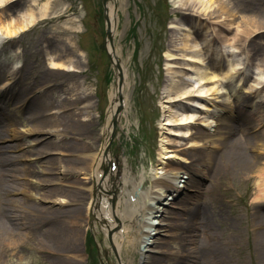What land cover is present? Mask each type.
<instances>
[{"label": "rangeland", "instance_id": "rangeland-1", "mask_svg": "<svg viewBox=\"0 0 264 264\" xmlns=\"http://www.w3.org/2000/svg\"><path fill=\"white\" fill-rule=\"evenodd\" d=\"M43 1L37 0L32 4L36 8L37 4H42ZM112 1L116 5L120 20L116 36H111V38L121 51L120 53L129 72V83L126 87L128 107L126 112L121 115V120L115 123V128L112 131L111 146L114 154V176L110 181L107 180L105 182L106 185H111L112 181L118 184L117 187H111L112 191H116L114 194H117L121 188L123 189L126 174L132 178L133 183L128 184L131 188L140 179V175L143 174L145 178L143 191L148 189L147 180L149 178L147 177L151 178L152 173L149 169L141 172L142 163H145L149 157L152 158L154 166L158 163L156 152L159 148L162 132L170 140L169 142L166 139V143L181 141L182 134L173 131L176 128L174 124L169 123L168 126L162 128L161 123L164 113L162 109H167L166 106L181 104L201 106L197 104L198 98L194 96V93H186L183 97L168 100L165 97L167 93L163 89L167 81L176 85L174 82L177 80L181 82L188 80V83L192 84L197 78V75L186 76L191 74L187 64L193 63L186 56L189 50L185 49L184 55H179L176 59H169L166 55L167 49L171 48V40L169 39L172 33V29H170L172 21L174 18L184 16L187 10L178 9L174 6L172 0ZM241 1L245 5V9L239 15L228 14L225 18L217 19L212 17L213 15L208 18L206 15L204 17L203 14L197 13V19L189 22L193 26L189 39L200 43L198 49L202 54V58L205 59L204 63L208 64L212 69H216V72H221L222 68H224L223 64H228L230 61L238 63L235 65L236 69L231 75L217 78L214 84L216 93L206 96V103L210 106V109L202 107V109L207 110L203 112L196 107L198 113L206 116L208 123H211V125L207 124L200 127L197 122H192L190 127L192 126L193 129L199 128L205 131L213 129L214 121L209 116L211 114L215 115L213 113L221 105L234 104L233 106L237 113L241 111V109L236 108L238 101L244 104L241 107V113L250 114L259 106V102L261 105V101L264 99V87L262 89L258 88L264 81V34L257 33L252 26L247 31L243 30L245 21L241 15L250 16L256 11L253 10L251 13L247 10L246 4L250 0ZM30 2L31 0H14L7 4L6 8L15 14L18 13L21 7H29ZM53 3L49 17L32 25L16 36L15 39L6 43L0 42V67L10 70L4 79H0V83L6 78L12 77L10 88L5 89V87L2 89L0 85V104L10 103L11 108H15L22 105L21 103L25 101L29 93L32 94L41 90L44 92L40 94L39 100L36 101L39 109L45 111L52 107L47 112H58L60 108L58 106L63 102L70 103L79 98V100L77 99L78 102L75 101L76 103L69 105L71 109L65 113L75 110V117L87 120V124H81L80 129L70 128V131L72 132V139L75 141L73 146L76 149L86 150L88 149L87 147L91 146L90 143H94V146L87 150L90 152L94 150L95 145L99 147L103 141L101 137L102 129L106 121V112L111 100L110 94L114 88L115 77L119 67L109 56L106 48L108 34L105 18L106 8L103 0H53ZM57 11H62L60 16H56L58 14ZM257 12L264 13L263 10ZM223 21L225 23L228 22L229 25L225 26V24H222ZM179 32L182 33L181 31ZM47 35L54 43L52 49L48 50L51 52V57H57L60 54L66 63L65 68L68 67L67 63L70 59L73 71L60 73L56 69L48 67L50 59H48L47 44L43 41ZM15 44L19 49L18 52L24 50V55L21 52L20 55L14 54L13 45ZM15 57L21 61L22 66L17 67L14 64L15 66L12 67V63L16 60L14 59ZM31 65L34 66L31 69L33 76L29 78L31 82L27 87L23 83L25 81L21 79L28 80L27 78L30 75L27 74L25 78L21 67L25 70ZM173 70L177 71V73H173ZM172 76L174 80H172ZM14 80L15 82H13ZM205 85L211 86L213 83ZM171 92L174 93V88ZM71 93L73 94L70 95ZM255 93L258 97L251 98V95ZM72 97L77 98L70 100ZM63 99L66 101H63ZM213 101L216 103H213ZM32 112H34L32 108H24L20 115H15L13 126L20 131L29 128V123H24V120L32 115ZM51 114V117L55 116V114ZM62 114V112H58L56 116ZM224 116L225 120H230L228 127L231 128L237 125L235 121L227 118V114H224ZM218 125L221 126V123L218 122ZM224 129L227 130V127ZM253 129L251 128L249 132H254ZM241 134L240 132L235 133L237 136ZM55 139L58 138L56 137ZM59 139H61V135ZM17 141L25 142L24 139H17ZM52 149L51 154H47L45 159H38L36 155H30L33 153H30L27 144L18 152L21 155L29 154L28 158H36L35 160H21L18 163L25 168L21 170V173L26 176L23 186L29 192L28 197H25L28 203H36V196L46 192L45 194L48 196L65 198L63 199L64 202L51 205V208L48 207V204H51L49 202L36 203V207L32 206L34 208L32 212L24 208L14 209L18 216L21 217L20 220H17L18 222H23L26 226L33 227V229L30 228L33 235L28 244L10 250L9 253L14 254L13 258L18 259V264H72L70 258L65 256L67 255L65 245H62V250H60V247L54 246L56 243L53 240L50 239V244L46 243L47 237L40 236V232L34 229L41 222L43 229L61 225V229L56 227L55 231L60 230L64 233L62 230H65L70 215L62 214L65 212L62 209L71 207L79 208L81 211L78 229L80 237L79 250L83 259L78 264H119L120 258L110 247L109 241L107 247H109V250L111 249L110 251L103 247L92 229V224L90 225V222L85 219V206L82 202L83 198L88 200V195L85 190L82 193L81 187L90 182L92 179L91 175H88L87 171H83L84 169L76 170L70 165L62 167L61 165L63 164H59V160L64 163L65 159L72 158L75 155L59 154L57 148L56 150L55 147ZM196 151L197 149L191 150V153H189L190 159L196 156L194 155ZM67 153L73 154V152L69 151ZM47 158L51 159L47 160ZM42 160L44 162H41ZM175 161L177 162V160ZM185 163L182 162V164ZM80 164L76 165L81 166ZM40 168L49 171L42 173ZM56 168L69 170L64 172L67 175H64L62 179L60 174L55 173L54 169ZM108 169L109 166L107 165L100 167L103 174H107ZM246 173L244 171L236 175H230L229 172L222 171L221 176L218 177L197 176L201 180V185L199 186V192L196 191L194 198L201 196V198L205 199L208 195L205 189L209 187L211 188L209 194L216 199L217 213L215 214L218 215H216L215 233L214 236L212 235L209 245L213 247L218 241L225 243L227 253L234 255L238 264H261L257 253L254 251L253 244V237H257L261 230L255 222L254 204L258 194V190H256L257 177L248 176ZM45 178L54 179V181L47 182L45 186L37 185L39 180ZM57 193L60 195H57ZM103 194H110L109 189L106 188ZM181 194L176 196L177 198L173 201L178 204L182 203L183 197L180 198ZM12 196L18 197L17 194ZM111 198H114V196ZM195 201L196 199L188 200L186 206L190 210L195 208ZM42 207L48 209V214L40 216L39 209ZM60 210L63 212L58 216V212H61ZM173 211L175 212L174 214H177L176 216L183 215L187 218L186 227L182 228L176 224V219L170 217L174 225L170 229L173 235L167 238L169 240L168 249L161 253L153 252L152 255L165 258L168 260L167 264H194L193 259H191L192 255L196 253V250L201 252L200 247L205 243L203 235L206 229L202 227L204 224L200 223L199 215L193 216V213L188 212L189 209L184 210L176 207ZM187 231L189 234L194 233L192 240L187 234L183 235L182 232L187 233ZM86 232L88 233V238H90L91 234L96 239L100 261L95 257L96 248L94 241L90 240L91 250L90 248L87 249L89 255L84 252L83 238ZM10 235L15 237L14 232H11ZM88 238L87 241L89 240ZM42 242H45V244ZM90 243L88 241L89 246ZM85 245H87V242H85ZM128 246V249L123 253L126 263L141 264L140 244L135 243ZM175 246L186 251L184 253L178 252L181 250ZM189 247H191L190 250H188ZM49 248L57 250L54 252ZM184 254L188 257L186 262H184ZM235 259H231L230 264H235Z\"/></svg>", "mask_w": 264, "mask_h": 264}, {"label": "bare ground", "instance_id": "bare-ground-1", "mask_svg": "<svg viewBox=\"0 0 264 264\" xmlns=\"http://www.w3.org/2000/svg\"><path fill=\"white\" fill-rule=\"evenodd\" d=\"M12 1L14 0H0V37L3 38L18 36L40 20L49 17L51 5L54 4L53 0H44L42 4H37L35 8L33 4L37 0H31L29 3L31 7H21L18 13L14 14V12L6 8L7 4ZM172 2L178 9L187 10L190 17L182 16L173 19L170 26L172 33L169 39L171 40V48L167 49L166 55L169 59H176L178 58L177 56L184 55V52L189 50L186 56H188L193 63L187 64L191 74L186 76L192 77L197 75V78L192 84L188 83V80L182 82L177 80L174 82L176 85L167 81L163 86L164 92L167 93L165 97L170 100L183 97L186 93H194V96L198 98L196 101L197 104L205 109H210V106L206 103V96L216 93V86L214 84L217 78L219 76L228 77L231 75L236 69L235 65L238 63L230 61L228 64H223L224 68H222L221 72H216V69H212L208 64L204 63L205 59L202 58V54L198 49L200 43L195 40L190 41L189 39L191 28L193 27L189 22L197 19V13L203 14L204 17L206 15L208 18H211L213 15L212 17H216L217 19L221 17L225 18L228 14L236 16V14L239 15L240 12L245 9V5L242 4L241 0H172ZM106 5L110 33L112 36H116L120 15L113 1L109 0ZM246 5L249 12L252 13L253 10L256 12H253L250 16L241 15L244 17L245 21V28L243 30L247 31L252 26L254 27V31L264 34V13L260 12L262 13L260 14L257 12L264 11V0H250ZM60 13H62V11L58 12L56 16H60ZM222 24H225V26L227 24L229 25L228 22L225 23L224 21ZM43 41L47 44L48 59H50L48 67L56 69L57 72L65 73L66 63L62 56L58 54L57 57H51V52L48 51L50 48L52 49V45H54L52 40L47 35L46 38L44 37ZM107 49L114 63H117L119 67L115 77V85L110 94L111 100L106 112V121L102 129L101 137L103 141L99 147L95 145L92 152H88L87 149H76L73 146L75 145V141L72 139L73 136H71L72 132L70 128H75L76 130L80 129L81 124H87L86 119L74 116L76 115L75 110L69 113L64 112L59 116L55 115L48 117L45 113L52 109V107L45 111H41L38 104H36V101L39 100L38 98L41 95H30L27 97L25 106L30 109L32 108L34 112L24 120V123H29L30 127L21 132L17 130L16 127H13V120L16 118L15 115H20L26 107L21 105L11 108L10 103H3V107L0 106V264H18V259H14V254L9 253V251L21 245L28 244L33 235L31 230H26V228L33 229V227L26 226L23 222H18L17 220H20L21 217L18 216L17 219L14 209L24 208L32 212L34 210L32 206L36 207V203L49 202L51 204H48V207L51 208V205L59 202L62 203L64 202L63 199H65L48 196L45 192L40 196H36V203H28L27 200L21 196L15 198L11 196V194L14 193L25 195L28 192L23 186L25 181L20 179L25 178L23 176L24 173H21V170L25 168L17 164L22 157L29 156V154L21 155L18 153L25 144H29V151L33 153L30 155H36L38 159H45L47 154H51L53 147H55V150L57 148L59 154L75 155L72 158L65 159L64 163H62L61 160L58 162L59 164H63L61 165L62 167L70 165L76 170L84 169L83 171H87L88 175H91L92 179L90 182L81 187L82 193L85 190L88 195V200L83 198L82 202L85 206V219L90 222V225H97L105 235L112 233L111 247L120 258L119 264L128 263H126L123 258V253L128 249L129 244L134 245L138 241L142 243V250L140 252L141 264H167L168 260L161 256L152 255V253H161L168 249L167 245L169 240L166 237L173 235L170 229L171 226L174 225L170 217L176 219V224L180 225L182 228L186 227L187 218L183 215L176 216L177 214H174L173 208L176 206L184 210L189 209L188 212L193 213V216L199 215V221H201V224H204L202 227L206 229L203 235L205 243L200 247L201 252L196 250V253L192 255L191 259H193V263L230 264L231 259L234 260L235 257L227 253L226 246L223 242L218 241L213 247L209 245L212 235L214 236L215 233L216 215H218L215 214L217 213L215 206L216 199L209 194L211 192V188L209 187L205 189V192L208 194L206 197L207 199H203L201 196L199 198H194L196 191L199 192V186L201 185V180L198 179L197 176L218 177L221 176L222 171H227L230 175H236L245 171L248 176L257 177L256 190H258V194L254 204L255 222L259 225L258 227L259 229L261 228V230L257 237H253V244L259 262L264 264V228H262V225L264 227V99L261 101V105L259 102V106L250 114L241 113V107L244 104L238 101L236 108L241 109V111L237 113L235 112L234 104H225L221 105L220 108L217 107L219 109L213 113L215 115L211 114L209 116V118L211 117V120L214 121V128L210 131L199 128L193 129L192 126L190 127L192 122H197L199 126L211 125V123H208L209 121L206 116H202L198 113L196 106H190V104L189 106L188 104L166 106L167 109H162L164 112L161 123L162 128L168 126L169 123L174 124L176 128L173 129V131L182 134L181 137L183 139L181 138V141L177 140V143H166V139L169 142L170 140L166 135H163L164 132H162L159 148L156 152L158 163L155 166L151 163L148 168L152 173V177L148 183L149 191L141 194L136 189H133L132 192L126 193V184L130 180V176L126 174L123 183L125 188L119 191L117 195L118 198L115 201L116 203L114 202L112 204L109 198L100 197L99 194L102 190L104 191V188H107L105 181L108 178L110 181L109 176L113 175L112 170L111 173L106 176L107 178H103L100 174V167L108 164V161L111 160V155L109 153L107 154V143L111 137L115 123L121 120V115L125 113L128 107L126 87L129 83V72L124 58L120 53L121 51L114 40H107ZM68 61L67 68L71 71L73 68H71L70 59ZM15 65H17V63H15ZM33 67L34 66L31 65L25 70L21 69L25 78L27 74L30 75V77L27 78L28 80L20 78L25 81L23 83H25L27 87L31 82L29 78L33 76V74H31L33 73L31 71ZM8 72H10V70L0 67V79H4ZM173 73H177V71L173 70ZM6 79L7 80H4V82L1 81V88L11 80L10 77ZM172 80H174V77ZM208 83H213V85H205ZM173 88L174 93L171 92ZM72 94L73 93L70 95ZM74 98L75 97H72L70 100H74ZM77 99L79 100V98ZM77 99L70 103L63 102L58 106L60 107V111L62 108L64 110L69 109V105L78 102ZM63 101L66 100L63 99ZM233 102L235 103V101ZM213 103L216 102L213 101ZM201 107H199V110L202 109ZM202 111L204 112L207 110L202 109ZM224 114H227V118L235 121L237 125L231 128L228 127L230 120H225L223 118L225 117ZM218 122L221 123V126L218 125ZM226 127L227 130L224 129ZM251 128L254 131L258 128L262 130H260L259 133H250L249 131ZM236 132L242 134L237 136L235 135ZM60 135L61 139H59ZM56 137L58 139H55ZM19 138L25 139V142H16L15 139ZM90 145L91 146L87 147L88 149L94 146V143H90ZM192 149H197V151L194 153L196 156L190 159L189 153H191ZM67 151L73 152V154H69ZM11 152H14V154ZM49 159L51 158H47V160ZM175 160H177V162ZM181 161L186 163L182 164ZM41 162L44 161L42 160ZM79 163H81V166L76 165ZM40 169L42 173H47L49 171L43 168ZM54 170L55 173L60 174L63 179L64 175H67L64 172L69 169L56 168ZM10 179L11 181L9 182ZM50 181H54V179L50 180L49 178H45L41 179L38 183L45 186V184H47V182L50 183ZM52 189L55 191L54 188ZM109 190L111 191V189ZM177 194H181L180 198L183 197L182 200L180 199L182 201L180 204L173 201ZM57 195L60 194L57 193ZM185 197L186 199H184ZM148 199L151 200V203H148ZM194 199H196L195 208L190 210V208L186 206V203L188 200ZM144 206L147 207V210H144ZM62 210H65V212L62 213ZM62 210L58 212V216L60 213H66L68 216L70 215L65 230H62L64 233L60 230L55 231L56 227H60L61 229V225H54L43 229L41 222L38 223L34 229L39 230L40 236L47 237L46 243L50 244L49 241L51 239L56 243L55 245L53 243V245L58 248L65 245V251L67 252L65 256L70 258L72 264H78V262L83 259L82 253L79 250L80 237L78 229L81 211L79 208L71 207ZM146 211H151V213L154 214L153 221L152 218H150L153 224H147L146 221L143 222ZM39 214L40 216L48 214V209L45 207L40 208ZM135 223L140 225L139 232L131 236L129 229H132ZM256 224L255 226H257ZM142 227L144 229H149L150 227L152 231H141ZM11 232H14L15 237L10 235ZM182 233L183 235L187 234L191 240L194 236V233L189 234L188 231L187 233ZM42 243L45 244V242ZM175 247L177 248L178 246ZM191 247H189L188 250H190ZM49 249L54 252L57 250L53 248ZM60 250H62V248ZM179 250L181 251L178 252L181 253L186 251L182 250V248ZM184 258V262H186L188 258L186 254H184ZM234 263L238 264L236 259Z\"/></svg>", "mask_w": 264, "mask_h": 264}]
</instances>
